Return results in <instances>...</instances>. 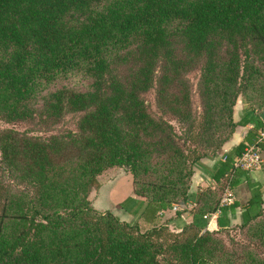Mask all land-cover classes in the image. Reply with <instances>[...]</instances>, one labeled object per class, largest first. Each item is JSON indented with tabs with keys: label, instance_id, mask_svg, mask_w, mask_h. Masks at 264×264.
I'll list each match as a JSON object with an SVG mask.
<instances>
[{
	"label": "trees",
	"instance_id": "1",
	"mask_svg": "<svg viewBox=\"0 0 264 264\" xmlns=\"http://www.w3.org/2000/svg\"><path fill=\"white\" fill-rule=\"evenodd\" d=\"M260 78L264 0H0V120L52 132L0 128V264H264V187L234 167L246 146L264 150L261 115L233 120ZM69 115L75 128L53 132ZM113 166L131 171L143 200L120 206L144 228L90 204ZM196 166L214 188L190 192ZM241 180L248 199L221 206ZM178 201L192 221L174 231L158 219Z\"/></svg>",
	"mask_w": 264,
	"mask_h": 264
},
{
	"label": "rangeland",
	"instance_id": "2",
	"mask_svg": "<svg viewBox=\"0 0 264 264\" xmlns=\"http://www.w3.org/2000/svg\"><path fill=\"white\" fill-rule=\"evenodd\" d=\"M192 88L194 91L193 100L195 105L198 104V95L196 91V83L199 77V72L194 71L188 75ZM145 102L149 105L150 110L153 113H156L155 107V97L154 90L151 89L144 96ZM251 109V111L255 114L260 115L264 113V78H260L258 81H255L246 94L241 95L237 103L233 108V120L238 121L242 113ZM77 120V116L69 115L66 117L65 121L56 126L53 132H56L59 129L66 128H75V122ZM173 122V121H172ZM175 123V122H173ZM14 127L20 131L27 130L30 134H50L46 132H34V129H31L28 125L26 126L23 123L9 124L2 122L0 120V128H10ZM246 127H249L246 126ZM246 127L237 126L235 128V132L231 136V138L226 142H230L234 137V134L239 136L240 131H244ZM258 134L261 137H264V125L259 130ZM226 143L224 145H226ZM223 145V146H224ZM261 157L264 159V151L261 150ZM220 154H218L219 156ZM202 160V159H201ZM202 163V162H201ZM196 169H200V167L194 168V173ZM98 185L96 187H92L90 189L88 199L92 207L98 211H110L112 214L117 216L120 220L130 222V223H138L143 228L145 227L142 220L139 216L130 215L126 213L123 208L120 206V203L128 196H132L136 199L143 200L142 197L136 195L133 192L132 188V180L133 176L131 171L124 166H113L108 167L102 171L101 174L97 176ZM191 205L189 203H181L180 201L174 203L172 208L163 212L159 219V223L168 224L169 229L177 231L182 224V215L190 212ZM228 235L238 239L235 230H231L228 232ZM217 236L223 240L226 246H230L229 240L227 238V233H219Z\"/></svg>",
	"mask_w": 264,
	"mask_h": 264
},
{
	"label": "crops",
	"instance_id": "3",
	"mask_svg": "<svg viewBox=\"0 0 264 264\" xmlns=\"http://www.w3.org/2000/svg\"><path fill=\"white\" fill-rule=\"evenodd\" d=\"M243 131H240L239 136L237 134H234V137L232 140L226 145L222 147V151L227 152L230 150V148L237 144L241 140V135ZM264 151V150H263ZM218 157H221L219 155ZM217 157L214 158H203L201 160L202 164L205 165L208 168H212L217 161ZM249 173V176L252 178V180L260 182L263 187H264V171L262 170L261 167L252 170ZM215 181L207 174L205 173L201 168L196 169V172L193 174L192 179H191V187H190V192H196L198 189H203L205 187H210L214 188L215 187ZM232 192L234 194L235 200L237 202H244L248 199L250 196L249 191L246 188V182L244 180H241L239 183H237L235 186L232 187ZM264 198V197H263ZM191 206H193L191 204ZM219 213H213L211 215L206 216L207 218V226L206 228L209 230H216L219 228L217 225V217L219 216ZM240 215H241V210L240 208H236L235 212L233 214H229L230 218V224L231 225H236L240 223ZM192 221V214L190 212L182 215V224L183 223H189Z\"/></svg>",
	"mask_w": 264,
	"mask_h": 264
},
{
	"label": "built area",
	"instance_id": "4",
	"mask_svg": "<svg viewBox=\"0 0 264 264\" xmlns=\"http://www.w3.org/2000/svg\"><path fill=\"white\" fill-rule=\"evenodd\" d=\"M260 153H261V149L258 146L255 145L246 146L242 155L235 161L234 164L235 169L252 171L259 168L264 163V159L261 157ZM233 173L231 174L230 178H232ZM234 200L235 197L232 192V187L228 183L224 188V192L220 200V205L221 206L230 205L234 202ZM219 212L220 210H217L215 213H219Z\"/></svg>",
	"mask_w": 264,
	"mask_h": 264
},
{
	"label": "water",
	"instance_id": "5",
	"mask_svg": "<svg viewBox=\"0 0 264 264\" xmlns=\"http://www.w3.org/2000/svg\"><path fill=\"white\" fill-rule=\"evenodd\" d=\"M260 115H261V117H263V118H264V113H261Z\"/></svg>",
	"mask_w": 264,
	"mask_h": 264
}]
</instances>
